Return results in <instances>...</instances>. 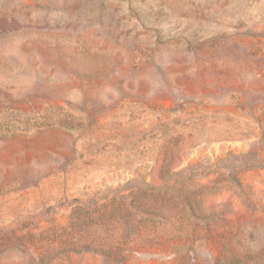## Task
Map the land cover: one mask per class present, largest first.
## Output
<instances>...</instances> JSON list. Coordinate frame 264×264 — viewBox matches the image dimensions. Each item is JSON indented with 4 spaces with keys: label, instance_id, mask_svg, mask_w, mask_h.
Segmentation results:
<instances>
[{
    "label": "rangeland",
    "instance_id": "obj_1",
    "mask_svg": "<svg viewBox=\"0 0 264 264\" xmlns=\"http://www.w3.org/2000/svg\"><path fill=\"white\" fill-rule=\"evenodd\" d=\"M0 264H264V0H0Z\"/></svg>",
    "mask_w": 264,
    "mask_h": 264
}]
</instances>
